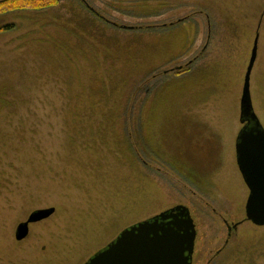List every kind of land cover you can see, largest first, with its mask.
<instances>
[{
	"label": "rangeland",
	"instance_id": "374dc122",
	"mask_svg": "<svg viewBox=\"0 0 264 264\" xmlns=\"http://www.w3.org/2000/svg\"><path fill=\"white\" fill-rule=\"evenodd\" d=\"M72 1L39 13L0 11V264H84L125 228L177 206L195 227L191 264H264V227L245 219L248 189L234 149L257 33L250 96L264 129V0H81L109 26L138 29L135 39L149 35L169 51L160 58L153 45L157 52L142 57L166 71L186 68L183 91L152 119L150 135L144 107L132 111L138 87L156 86L144 63L127 79L116 62L104 68V112L71 121L72 70L40 24L70 18V3L83 5ZM45 209L54 213L16 241L17 226Z\"/></svg>",
	"mask_w": 264,
	"mask_h": 264
},
{
	"label": "trees",
	"instance_id": "16d2710c",
	"mask_svg": "<svg viewBox=\"0 0 264 264\" xmlns=\"http://www.w3.org/2000/svg\"><path fill=\"white\" fill-rule=\"evenodd\" d=\"M61 1L0 0V11L28 10L36 13L52 11L60 6ZM70 1L73 3L72 0ZM76 2L83 4L81 0ZM142 2L148 3L147 0H137L139 4ZM70 8L71 10L65 13V15L68 13L70 18L61 17L56 19L46 17L40 24V29L45 34L46 45L50 46V48H56L63 62L71 67L72 73H70L71 76L69 77L71 85L68 94L71 103L69 110L71 121L82 118L81 113L85 111L93 113L104 112L107 106V87L105 86L102 73L104 68L106 71L116 69L109 67L116 62L121 65L124 71L123 77L127 79L129 76L128 70H136L144 63V76L147 75L150 81L157 80V82L154 89H148L146 87L147 84L144 83L143 92H139L140 86L138 87L137 93L133 96L132 105L135 106V109L132 108V111L137 113L139 109L144 107L148 117L145 130L150 135L152 132V119L166 112V104L170 102L171 97L176 94L175 92L183 91L180 86L183 84L186 68L179 66L176 69L166 71L162 69L165 66L164 62H159L158 66L155 65L156 63L153 64L156 57H142L141 52L148 51V49L151 51L153 49L152 53L157 52L156 49H158L160 52L158 55L163 52L165 56L169 55V51L166 48L165 52L163 51L164 45L158 46V44L151 43L149 35L143 34L141 39H135L134 34L138 32V29L125 31V29L122 30L117 25L109 26L108 21L95 14L85 4L72 9L70 3ZM173 26H180L179 20L173 22ZM93 30L98 32L93 33ZM101 31H103V34L100 33ZM153 45L157 46V48L155 49ZM165 56L160 55V58ZM131 83L128 82L129 85ZM130 89H132L131 86L127 90L129 91ZM127 101L129 104L131 103L129 93L125 94V98L121 103V105L124 103L123 107L121 106L120 108V113L122 114L126 111L124 106L126 107L125 102ZM120 115L111 126L110 135L116 136V128L120 125ZM103 117L104 119L108 118L106 114Z\"/></svg>",
	"mask_w": 264,
	"mask_h": 264
},
{
	"label": "water",
	"instance_id": "95a60500",
	"mask_svg": "<svg viewBox=\"0 0 264 264\" xmlns=\"http://www.w3.org/2000/svg\"><path fill=\"white\" fill-rule=\"evenodd\" d=\"M258 33L244 74L239 101V123L235 139V162L248 189L245 219L264 227V129L256 117L250 96V75L257 56ZM53 209L31 213L17 226L15 240L28 235V227L49 218ZM196 232L189 211L177 206L149 220L122 230L84 264H191Z\"/></svg>",
	"mask_w": 264,
	"mask_h": 264
},
{
	"label": "flooded vegetation",
	"instance_id": "af4514ba",
	"mask_svg": "<svg viewBox=\"0 0 264 264\" xmlns=\"http://www.w3.org/2000/svg\"><path fill=\"white\" fill-rule=\"evenodd\" d=\"M248 194H249V192H248ZM247 221V220H246ZM248 222V221H247Z\"/></svg>",
	"mask_w": 264,
	"mask_h": 264
}]
</instances>
